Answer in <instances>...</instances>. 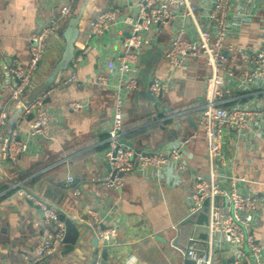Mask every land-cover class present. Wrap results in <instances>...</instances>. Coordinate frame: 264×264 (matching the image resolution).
I'll list each match as a JSON object with an SVG mask.
<instances>
[{"label": "crops", "instance_id": "0c3cea01", "mask_svg": "<svg viewBox=\"0 0 264 264\" xmlns=\"http://www.w3.org/2000/svg\"><path fill=\"white\" fill-rule=\"evenodd\" d=\"M62 1L69 6L72 2ZM136 1L98 0L97 6H93V0H87V9L84 8L81 15L79 34L74 42L75 51L83 47L84 60L75 72L78 80L84 83L81 87L70 84L56 89L45 99L44 106L54 122L53 137L49 142L33 146L28 153L20 156L15 167L0 158V264H36L33 261V248L40 237L39 210L31 201L18 195L17 188L13 187L14 182H24L28 177L35 179L30 185L25 184V188L47 202L51 201L56 210L75 220L79 228L74 250L62 256L59 249L47 258L45 264H93V254L96 261L100 260L105 246L97 239L85 213V207L92 206L96 201L99 204L98 213L102 215L109 209L111 201L115 202L116 210L110 215L115 216L121 224L117 245L113 249L108 248L107 264H192L186 261L183 254L188 237H206L207 205L201 213L188 217L189 189L181 183L158 184L144 175L124 174L118 190L101 185V179L107 172L101 152L106 147V127L113 92L97 86L94 80L98 75L109 72L118 46L110 33L95 38L87 37L84 30L86 20L99 7L106 6L107 10L118 6L123 14H129ZM82 2L79 0L76 14ZM53 16L58 19V28L48 40L38 75L40 82L60 57L64 43L62 34L67 21L59 17L55 10L34 0H0V111L8 114L5 125L0 127V139L16 127L23 135L28 120L22 119L13 106L10 80L3 75V64L8 61L24 66L28 57L29 36ZM263 18L264 6L241 25L238 36L227 42L242 47L259 45L264 30ZM181 22L191 26L190 20L181 21L175 16L166 25L151 30L149 34L153 41L138 49V86L128 94L124 108L123 131L124 135L130 136H123L136 148L144 150L163 149L169 142L184 138L183 151L188 155L189 168L204 172L207 168L206 144L197 125V117L203 104L204 79L209 72L204 60L199 57L190 58L187 66L172 70L163 55L173 30ZM118 28L115 25L112 29L115 32ZM224 55L228 65H241V57L234 49H225ZM68 73L67 68L60 76L58 74L55 81L59 82ZM154 77L170 82V89L159 102H155L149 94V83ZM229 97L235 99L227 100L225 106L252 102L250 94L242 95L234 91ZM72 100L85 102L87 106L82 110L69 109L67 104ZM70 149L77 150L64 154ZM228 152L231 153L230 150ZM77 154L82 156L72 160ZM235 154L239 158L232 159L230 172L236 176H247L253 181L250 188L260 199V216L253 234L257 240L264 241V150L249 154L239 148ZM40 162L49 164L22 180L13 181ZM46 171L45 179L37 177ZM67 177H71L72 181L68 182ZM75 179L77 181L73 183ZM45 192L50 194L49 199ZM105 202L110 204L106 205ZM138 219L145 222L150 233L142 239L134 236L132 225H127ZM103 225L106 226L107 222L104 221ZM227 260L217 258L213 264H229Z\"/></svg>", "mask_w": 264, "mask_h": 264}, {"label": "built area", "instance_id": "2783aa9c", "mask_svg": "<svg viewBox=\"0 0 264 264\" xmlns=\"http://www.w3.org/2000/svg\"><path fill=\"white\" fill-rule=\"evenodd\" d=\"M34 1L55 10L59 17L68 21L69 5L62 0ZM262 6L264 0H138L129 14H123L120 7L113 6L86 20L84 31L87 37L99 38L110 33L118 46L109 72L98 75L94 80L97 86L113 92L106 127V147L101 152L102 161L110 168L101 179V185L118 190L122 186V176L131 174L144 175L158 184L181 183L188 188V217L201 213L207 205L206 237L189 236L183 251L186 261L192 264H213L217 258H231L229 264H264V241L257 240L253 234L260 216V199L250 188L252 180L230 172L232 159L239 158L235 154L239 148L249 154L264 150V30L259 45L255 47L227 42L238 36L241 25ZM175 16L181 21L190 20L191 26L181 22L173 30L163 51L171 69L185 67L190 58L195 57L202 58L210 69L204 79L203 104L197 117V125L206 144L207 168L204 172L189 168L188 155L183 151L184 138L169 142L163 149L138 148L136 154L134 149L122 142L124 108L128 94L138 86V49L153 41L149 34L151 30L166 25ZM115 25L119 28L114 32L112 28ZM57 28L58 19L53 16L29 36L28 57L24 66L8 61L3 64V75L10 80L14 108L22 119L32 114L23 135L16 127L0 139V158L11 167H15L20 156L28 153L33 146L52 139L54 122L44 106L48 95L64 86L74 84L81 87L84 83L78 80L75 72L84 60L83 47H79L69 62V73L64 78L52 82L31 99L27 97L40 82L38 75L46 46ZM225 49H234L240 55V66L228 65ZM148 89L152 99L159 102L170 89V82L154 77ZM234 91L242 95L250 94L252 102L225 106L227 100L235 99L229 97ZM86 106L79 100L67 104L72 110H82ZM7 118L8 114L0 111V127L5 125ZM67 181L71 182L72 178L67 177ZM13 187L17 188L18 195L31 201L39 210L40 237L33 248V261L45 264L47 258L60 249L65 224L57 210L45 199L18 182L13 183ZM98 205L96 201L92 206H86L85 213L102 246L106 241L104 246L108 256V248L113 249L117 245L121 224L110 215L116 210L115 202L111 201L103 215L98 213ZM127 225H132L133 234L138 239L150 235L141 219ZM93 264L100 263L95 260Z\"/></svg>", "mask_w": 264, "mask_h": 264}, {"label": "water", "instance_id": "95a60500", "mask_svg": "<svg viewBox=\"0 0 264 264\" xmlns=\"http://www.w3.org/2000/svg\"><path fill=\"white\" fill-rule=\"evenodd\" d=\"M87 0H83L82 2V7L80 8L79 12L76 15H72L68 18V21L66 23V26L63 31V41L64 45L60 54L59 59L55 62L52 70L50 73L40 82L31 92L29 95L28 99H31L33 96H35L37 93L48 87L52 82L55 81L57 78L58 74L62 71L67 70L69 66L70 60L73 58L75 54V48H74V42L78 37L79 34V21L81 18V15L84 11V8L86 6ZM125 35H127V32H125ZM18 113V110H17ZM32 117V114H29L28 119ZM189 122L191 121L190 118ZM122 142L129 148L134 149L135 154L139 151L138 148L134 146V144L130 141H127L125 138L122 139ZM107 170L110 168L109 165L106 166ZM77 180L75 179L73 181L76 182ZM59 214V218L63 220L65 224V232L64 236L62 239V244L60 247V254L62 256L70 254L74 250V246L76 243V240L79 235V228H78V223L73 220L72 218L66 216L64 213L60 212L57 210ZM106 244V241H103V245ZM96 256L93 254V262H95ZM107 250L105 247H103V250L101 252V258L99 260L100 264H107ZM231 261V258L227 260V263ZM114 264V263H110Z\"/></svg>", "mask_w": 264, "mask_h": 264}, {"label": "trees", "instance_id": "16d2710c", "mask_svg": "<svg viewBox=\"0 0 264 264\" xmlns=\"http://www.w3.org/2000/svg\"><path fill=\"white\" fill-rule=\"evenodd\" d=\"M89 1H92V0H89ZM98 1V0H97ZM97 1H95V0H93V6L94 5H96L97 6V4H98V2ZM78 7H79V0H72V2H71V4H70V6H69V10H70V12H69V16H72V15H76V13L75 12H77L78 10ZM87 9V6L85 7V10ZM77 10V11H76ZM104 10H106V6H101V7H99L97 10H95L93 13H91V15H90V17H93L96 13H98V12H100V11H104ZM125 137H127V136H130V134H127V135H124ZM80 148H82V147H80ZM77 149H70V150H66V151H68V152H64V154H69V153H72V152H74V151H76ZM82 156V154H77V155H75L73 158H72V160L73 159H77V158H79V157H81ZM49 163H47V162H44V163H42V162H40V163H38L37 165H35L33 168H31V169H28L27 171H24V172H22L19 176H17V178L15 179V180H13V181H16V180H22L23 178H26L27 176H29L31 173H33L34 171H37V170H39V169H41V168H43V167H45L46 165H48ZM46 174H47V171L46 172H42V173H40L37 177L39 178V179H45L46 178ZM34 179H35V177H28V179L27 180H25L24 182H23V185L25 186V184L26 185H30L33 181H34ZM12 181V182H13ZM44 195L46 196V197H48V199L50 198V194L48 193H44ZM51 202V201H50ZM50 202H48L50 205H52ZM53 206V205H52ZM54 207V206H53ZM204 209H205V206H204ZM204 215V217H205V214H203ZM202 215V216H203ZM207 216V215H206ZM204 217H202V219L204 218Z\"/></svg>", "mask_w": 264, "mask_h": 264}, {"label": "rangeland", "instance_id": "374dc122", "mask_svg": "<svg viewBox=\"0 0 264 264\" xmlns=\"http://www.w3.org/2000/svg\"><path fill=\"white\" fill-rule=\"evenodd\" d=\"M85 16V15H84ZM82 21H84L83 17H82ZM208 72L210 71L209 67L206 65ZM61 75V72L59 73V76ZM142 142H145L144 140L140 139ZM18 183H20V186H22L23 188H25V186L23 185L22 181H17ZM15 183V182H14ZM26 189V188H25ZM28 190V189H27ZM18 194V191H17Z\"/></svg>", "mask_w": 264, "mask_h": 264}]
</instances>
